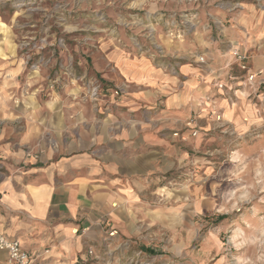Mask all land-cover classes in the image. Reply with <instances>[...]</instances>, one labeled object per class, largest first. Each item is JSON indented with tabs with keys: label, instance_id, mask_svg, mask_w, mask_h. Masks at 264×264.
I'll use <instances>...</instances> for the list:
<instances>
[{
	"label": "rangeland",
	"instance_id": "obj_1",
	"mask_svg": "<svg viewBox=\"0 0 264 264\" xmlns=\"http://www.w3.org/2000/svg\"><path fill=\"white\" fill-rule=\"evenodd\" d=\"M235 50L264 58V0H0L3 116L56 94L103 114L130 89L114 82L121 57L167 80L138 123L173 149L142 179L130 229L104 227L90 264H264V70L250 82ZM184 65L202 86H188ZM189 115L198 135L183 139ZM37 141L58 144L50 131ZM39 143L26 153L41 155Z\"/></svg>",
	"mask_w": 264,
	"mask_h": 264
},
{
	"label": "crops",
	"instance_id": "obj_2",
	"mask_svg": "<svg viewBox=\"0 0 264 264\" xmlns=\"http://www.w3.org/2000/svg\"><path fill=\"white\" fill-rule=\"evenodd\" d=\"M239 51L245 53L249 69L264 70L261 55ZM127 59L116 63L114 82L126 81L130 89L103 114L75 101L66 108L57 94L44 103L37 96L27 97L25 103L40 104L38 109L32 105L36 110L0 114L13 119L0 129V233L18 239L33 254L49 249L44 255L48 264H81L86 259L90 264L88 251L104 227L126 233L142 179L158 169L161 159L168 160L173 149L158 128L138 123V105L157 101L167 80L150 60L138 58L136 64ZM180 69L188 86H202L188 76L198 70L187 65ZM193 92L202 95L200 88ZM176 98L178 94L168 95L170 111L176 110ZM45 131L53 132L58 144L37 141ZM190 134L183 132V139ZM38 142L40 157L29 156L27 146L37 148ZM0 264H8L6 252L0 251Z\"/></svg>",
	"mask_w": 264,
	"mask_h": 264
},
{
	"label": "built area",
	"instance_id": "obj_3",
	"mask_svg": "<svg viewBox=\"0 0 264 264\" xmlns=\"http://www.w3.org/2000/svg\"><path fill=\"white\" fill-rule=\"evenodd\" d=\"M233 55L237 58L239 61V64L241 67L248 71V78L250 82H253L256 80L259 75L263 74V70H257V71H249V68L246 64V55L241 53L239 50H235L233 52ZM197 121L195 118H190L186 122V129L191 130L192 136L198 135V130L196 128ZM179 132L175 131L174 136H178ZM182 138H184L182 136ZM29 156H32L30 153H28ZM36 158H39L40 155L36 154ZM0 251L7 253V263L8 264H48L44 261V255L49 253V249L44 250L43 253H31L28 250H26L22 245L21 242L16 238H9L3 234L0 233ZM90 256H93V249L90 248L88 251ZM88 260L86 259L81 264H88Z\"/></svg>",
	"mask_w": 264,
	"mask_h": 264
},
{
	"label": "trees",
	"instance_id": "obj_4",
	"mask_svg": "<svg viewBox=\"0 0 264 264\" xmlns=\"http://www.w3.org/2000/svg\"><path fill=\"white\" fill-rule=\"evenodd\" d=\"M222 218H224V217H223V216H219L218 219L220 220V219H222ZM150 251H151V252H154V250H150Z\"/></svg>",
	"mask_w": 264,
	"mask_h": 264
},
{
	"label": "bare ground",
	"instance_id": "obj_5",
	"mask_svg": "<svg viewBox=\"0 0 264 264\" xmlns=\"http://www.w3.org/2000/svg\"><path fill=\"white\" fill-rule=\"evenodd\" d=\"M74 231V233L76 232V230H73Z\"/></svg>",
	"mask_w": 264,
	"mask_h": 264
}]
</instances>
